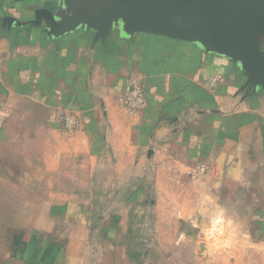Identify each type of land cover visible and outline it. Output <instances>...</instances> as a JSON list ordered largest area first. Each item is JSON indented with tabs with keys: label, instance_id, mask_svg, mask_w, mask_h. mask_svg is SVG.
Instances as JSON below:
<instances>
[{
	"label": "crops",
	"instance_id": "1",
	"mask_svg": "<svg viewBox=\"0 0 264 264\" xmlns=\"http://www.w3.org/2000/svg\"><path fill=\"white\" fill-rule=\"evenodd\" d=\"M205 1L225 6L222 28L156 0H0V145L20 151V177L56 178L37 193L75 196L93 194V179L141 178L157 162L175 178L184 164L245 194L264 220V0ZM135 85L139 112L119 100ZM73 202L23 208L7 263L77 264L83 236L70 226L88 224L64 212Z\"/></svg>",
	"mask_w": 264,
	"mask_h": 264
},
{
	"label": "rangeland",
	"instance_id": "2",
	"mask_svg": "<svg viewBox=\"0 0 264 264\" xmlns=\"http://www.w3.org/2000/svg\"><path fill=\"white\" fill-rule=\"evenodd\" d=\"M11 156L20 151L0 145V264H8L23 208L68 199H74V208L64 212L88 224L70 226L83 236L77 264H264V220L245 194L231 193L221 180L202 179L205 169L193 178L195 167L187 173L186 165L178 164L177 176L170 178L169 165L148 163L138 168L145 173L141 178L109 179L105 187L104 180L93 179V194L81 188V194L59 196L37 193L59 180H39L46 181L42 187L21 178L26 165L11 163ZM119 166L125 176L131 173L126 164ZM94 168L101 170V164Z\"/></svg>",
	"mask_w": 264,
	"mask_h": 264
},
{
	"label": "water",
	"instance_id": "3",
	"mask_svg": "<svg viewBox=\"0 0 264 264\" xmlns=\"http://www.w3.org/2000/svg\"><path fill=\"white\" fill-rule=\"evenodd\" d=\"M160 8L170 14H181L193 9L207 12L220 28L226 23V8L223 4H214L205 0H156Z\"/></svg>",
	"mask_w": 264,
	"mask_h": 264
},
{
	"label": "built area",
	"instance_id": "4",
	"mask_svg": "<svg viewBox=\"0 0 264 264\" xmlns=\"http://www.w3.org/2000/svg\"><path fill=\"white\" fill-rule=\"evenodd\" d=\"M119 100L132 112H139L146 107V95L141 85H135L125 89L120 95ZM78 124L79 120L75 114H67L61 118V127L67 133L74 132ZM195 171L197 172V170Z\"/></svg>",
	"mask_w": 264,
	"mask_h": 264
}]
</instances>
